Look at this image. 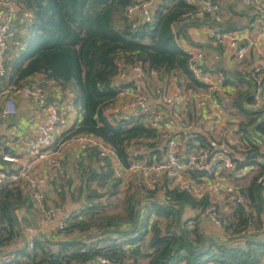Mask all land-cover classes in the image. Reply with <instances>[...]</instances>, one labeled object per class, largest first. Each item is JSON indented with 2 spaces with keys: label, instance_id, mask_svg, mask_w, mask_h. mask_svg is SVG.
<instances>
[{
  "label": "trees",
  "instance_id": "16d2710c",
  "mask_svg": "<svg viewBox=\"0 0 264 264\" xmlns=\"http://www.w3.org/2000/svg\"><path fill=\"white\" fill-rule=\"evenodd\" d=\"M17 1L19 15L32 16L26 25V35L17 40L20 45L17 52L9 51L6 74L0 82L18 88L41 75L43 87L46 82H53L62 90H69L81 116L77 133L91 134L110 145L124 165L129 159L127 148L139 140H150L147 148L153 152L148 156L159 158L165 151L164 141L160 142L157 131L144 123L142 115L109 121L110 116L104 114L105 107L115 103L124 88L114 85L116 63L140 64L148 71L165 75L177 73L187 80L188 88H204L189 74L188 54L179 43L190 42L188 30L201 25L195 18L199 6L183 0H160L153 4L152 23H138L132 28L126 20V11L135 0ZM231 75L237 83L226 82L236 84V93L229 104L245 119L241 127L252 147L242 166L256 167L257 173L245 189H240L244 206L237 205L231 214L222 217L220 207L212 204L209 197L198 201L179 188H165L163 202L155 198V190H148L144 203L134 195H127L123 213L99 215L102 206L95 201L102 194L91 186L106 187L109 182L108 187L115 193L120 185L112 177L109 162L101 159L100 172L91 170L82 175L85 217L74 218L65 228L67 236H77L59 241L56 253H51L45 242H38L31 253L22 249L18 254L26 256L28 264L87 263L97 256L111 264H125L126 254L133 261L137 257L146 258L147 264H262L264 165L257 166L253 160L259 156L255 142L264 145V105L255 109L253 104L258 88L264 87V75L260 83L251 72L245 76L237 72ZM94 155L98 158L97 153ZM139 158L145 157L140 154ZM30 207L29 197L23 196L18 186L0 187V244L7 245L20 237L16 213ZM210 207L216 208L223 225L220 238L206 233L201 225L200 214ZM187 209L194 211L195 216L184 218ZM153 217L168 223L163 227L157 220L151 221ZM2 232L6 233L5 238ZM113 235L115 240L121 239L119 246L93 251V244L114 240ZM124 247L131 252L127 253L129 250Z\"/></svg>",
  "mask_w": 264,
  "mask_h": 264
},
{
  "label": "built area",
  "instance_id": "2783aa9c",
  "mask_svg": "<svg viewBox=\"0 0 264 264\" xmlns=\"http://www.w3.org/2000/svg\"><path fill=\"white\" fill-rule=\"evenodd\" d=\"M153 1L135 0L136 3L127 9L126 20L132 28H135L138 23H152ZM183 1L188 4L198 5L201 14L219 11V7L214 0ZM243 4L248 9L264 15V0H243ZM18 15L19 4L17 0H0V80L6 74L5 66L10 45L17 37L16 21ZM208 40L210 47L222 48L229 52L233 59L243 61L250 54L252 47H257L259 42L264 41V32L253 42L243 40L235 31L214 28L209 30ZM207 56V48L191 49L188 52L187 70L193 79L206 88L209 93L224 90L227 86L226 82H229L230 78L222 71L204 68L203 63ZM116 69L115 86L123 85L128 70L133 71L139 81L131 86L129 92L122 88L116 102L105 107L104 113L118 116L123 110L137 106L140 108V114L144 117V123L149 128L159 130V127L164 124L169 131L160 134L161 139L165 141V151L159 158L153 160L139 158L140 153L133 152L127 164L124 165L115 155L110 145L91 134L77 133L76 129L68 128L62 135H59L58 128L61 123L62 105L56 101L49 100L47 90L39 82L33 81L12 89L15 94L33 103L43 112V122L37 126L36 136L33 140L24 138L11 140L12 147L21 148L24 151L27 161L22 163L16 156L8 154L1 157L3 163L13 166L0 168V187L5 185L22 187L32 203V211L37 215V221L30 219L27 222L17 218L20 231L19 239L23 242V250L27 253H31L35 249L37 240L42 236L40 225L54 224V233L58 237L60 234L65 233L66 226L74 218L82 217L83 212L81 209L66 211L47 208L43 189L45 179L34 174V168L41 166L65 176L66 170L63 165V157L69 149L88 148L94 150L100 159L109 162L112 177L116 180L121 179L125 175L135 174L141 178L148 190L154 191L157 188L159 178L166 176L169 179H173L177 187L189 194L193 199L199 201L209 197L210 201L214 203L211 191L215 184L211 180L216 179V177H224L225 175L228 179H238L250 170L249 166H242L246 161V154L231 149L233 140L228 137L223 128L214 129L215 137L208 147L194 148L184 156L181 142L195 138L193 133L194 125L187 119L184 111H179L178 109L172 112L171 117H166L156 113L152 108L146 94L143 92L142 83H149L155 72L148 71L140 64L126 66L121 62L116 63ZM251 74L257 83H260L264 71L262 68H256ZM260 91L262 93L259 97ZM128 93L132 98L129 101H123L122 98ZM203 94L201 90L186 88L183 92L173 94L162 92L160 93V100L166 105L177 108L183 106V103L191 99H201ZM258 94L253 104L255 109L264 105V87L262 89L258 88ZM0 98L4 100L2 102L3 105L0 106V120H5L14 115L15 103L13 98L5 92L0 93ZM65 104L69 114L73 115L76 113V106L71 94L66 98ZM253 161L257 166L264 165V148L259 150V156H256ZM253 168L255 169L256 167ZM222 194L224 207L244 206V197L235 184H226L222 188ZM245 209L247 210L246 207ZM202 215L218 229H223L219 213L215 207L205 209ZM55 236L44 239L45 247L51 253H56L59 249V240L55 239ZM120 244L121 239H116L103 242L92 248L93 251H98L110 245L119 246ZM19 252L8 248L6 244H0V264H28V258L20 256ZM70 264H111V262L104 257L97 256L87 263L72 262Z\"/></svg>",
  "mask_w": 264,
  "mask_h": 264
},
{
  "label": "crops",
  "instance_id": "0c3cea01",
  "mask_svg": "<svg viewBox=\"0 0 264 264\" xmlns=\"http://www.w3.org/2000/svg\"><path fill=\"white\" fill-rule=\"evenodd\" d=\"M160 0H154V2ZM199 0H195L198 2ZM219 11L215 13H210L208 16L206 14H201L200 12L195 15V18L201 23L198 27H192L188 30L190 42L180 40L181 48L188 54V52L193 48H207L208 56L204 60L203 66L206 69L222 71L227 76H229L231 83H237L234 81L231 73L237 72L245 76V74L252 72L256 68H262L264 71V41L258 43L257 47H252L250 54L243 61H238L232 58L229 52L222 48H212L209 46L208 33L210 29L214 28H229L232 31L237 32V34L246 41H255L259 38L260 34L264 32V15L248 9L244 6L243 0H214ZM31 14L23 13L18 15L16 21L17 37L16 42L13 41L10 45V52H17L20 45L17 43L19 38L26 35V25L30 22ZM8 52V55L9 53ZM34 81L44 82L43 76L38 75L33 78ZM138 80L137 75L131 71H127V77L123 83L124 89L129 92L131 86ZM0 82V93L5 92L7 95L13 98L15 103V113L5 120H0V168L2 167H12L1 161L2 155L8 154L16 156L20 162L24 163L27 161L24 151L21 148H14L11 146V140L14 138H24L27 140H33L36 136L37 126L43 122V112L40 111L33 103L23 99L13 92V88L8 86L6 83ZM230 83V84H231ZM187 80L180 74L172 73L170 75H165L160 72H155L152 76V80L149 83L143 84V92L146 94L149 103L152 108L158 114L165 115L166 117H171L172 112L175 110L186 112L187 119L194 125V135L197 138H190L181 142L182 152L186 156L191 150L197 147H208L214 140L215 128L225 129L228 137L233 140L231 146L232 150L243 153V151H250L252 148L247 140H241L236 134L235 129H237L238 124H233L237 122H243L242 116L238 115L235 110L231 107L228 111L235 113V119L233 121L228 120L230 115L225 109L230 107L229 100L234 97L236 92V84L227 85L224 90L215 91L209 93L206 88H199L203 96L199 100H189L183 103V106L175 108L174 106H169L161 102L160 93L164 92L167 94H173L177 92H183L187 87ZM45 89L48 92L49 100L56 101L62 105V117L61 123L58 128V134L62 135L68 128L77 129L81 121V116L76 108L75 114H69L66 109V98L70 95L69 90H62L60 86L55 85L53 82H46ZM219 97V98H218ZM132 96L128 93L122 99L123 101H129ZM118 99V100H122ZM223 100V101H222ZM0 98V106L3 105ZM223 107V109H222ZM225 108V109H224ZM224 110V111H223ZM226 112L229 114L226 115ZM106 116H110L109 121H120L127 120L131 117H137L140 114V108L133 106L122 111L118 116H113L104 113ZM231 116V115H230ZM161 142V133H167L169 129L162 124L159 130H156ZM240 135V134H239ZM164 141V140H163ZM150 140H139L135 143H131L126 150L127 156H131L133 152H139L145 157V159L153 160L156 156L149 158L148 154L153 151L148 147ZM165 144V141H164ZM255 146L263 149L264 145L255 142ZM96 152L88 148H75L69 149L63 157V165L65 167V176L59 175L57 172L43 168L41 166H36L34 168V174L36 176H41L45 179L44 193H45V205L47 208H54L60 210H76L81 209L84 202V195L82 193L83 173H88L91 170L96 172L101 171L102 161L98 157L96 158ZM99 159V160H98ZM107 161V160H106ZM250 170L242 176H246L250 172H254L253 166H249ZM241 176V177H242ZM240 178V177H239ZM228 177H216V179L211 180L215 186L211 191V197L214 199L213 204L219 206L220 208L224 206L222 204V188L229 184L225 180ZM230 179V178H229ZM119 186L115 190V193L110 190L108 183L106 187L93 184L92 189H95L97 193L102 194V197L95 202H99L102 206V210L99 215L102 214H121L124 212V199L127 195H134L135 198L139 199L140 202L144 203V196L148 189L145 187L141 178L135 174L125 175L121 179H118ZM140 184V185H139ZM23 196H28L26 191L22 187H18ZM165 188L174 189L178 188L173 179H169L166 176L160 177L158 180V185L156 188L155 198L159 202L164 201V190ZM110 190V191H109ZM227 208V207H225ZM32 203L30 209L27 211L21 209L17 211V218L29 222L30 219L37 221V215L32 211ZM122 211V212H121ZM195 212L187 209L183 213V217H194ZM84 218V213L82 214ZM158 221L163 227L167 225L168 221L165 219L152 218L151 221ZM264 217L262 216V221ZM37 225V224H36ZM201 225L205 232L208 234H213L215 237H221L223 234L216 226H214L207 218H202ZM40 232L42 234L41 238L39 236L38 242H43L45 238H53L56 233H54L55 226L42 224L40 225ZM77 235L67 236L65 233L60 234L55 239L63 241L69 238H74ZM116 236H111L114 239ZM96 238H93L95 241ZM115 240V239H114ZM113 241L104 240L97 244H93L91 247L99 245L103 242ZM8 248L15 249L16 251H21L23 249V242L20 241L19 237L14 239L12 242L7 244ZM125 250H131L128 247H124ZM147 255V252H145ZM141 264H147V259L143 258ZM125 264H138L139 259L135 261L126 260ZM264 264V260L262 261Z\"/></svg>",
  "mask_w": 264,
  "mask_h": 264
},
{
  "label": "rangeland",
  "instance_id": "374dc122",
  "mask_svg": "<svg viewBox=\"0 0 264 264\" xmlns=\"http://www.w3.org/2000/svg\"><path fill=\"white\" fill-rule=\"evenodd\" d=\"M20 39V38H19ZM236 93V92H235ZM219 98V97H218ZM223 101V100H222ZM222 109H223V107H222ZM225 109V108H224ZM228 109H231V106L230 107H228L227 109H225L227 112H229V114L231 115H229L227 112H226V115L228 116V120H230V121H233L234 119H235V117H234V114L235 113H233L232 114V112H230V111H228ZM224 111V110H223ZM244 119V118H243ZM244 121H245V119H244ZM243 121V122H244ZM243 122H237V123H233V124H238V126L239 127H237V129H235V134L241 139V140H243V139H245V137H244V135H245V131H244V129L241 127V124L243 123ZM240 134V135H239ZM245 154H247V151H243ZM257 173H256V171L255 172H250V173H248L246 176H242V177H240V178H230V179H227V180H225L227 183H232V184H235L236 186H237V188H239V189H245V187H247L248 186V183L250 182V180L252 179V177L253 176H255ZM140 185V184H139ZM126 198V197H125ZM125 200V199H124ZM235 210V207H231V208H225L224 206H222L221 208H220V213H221V215H222V217H225L226 215L225 214H231L233 211ZM122 212V211H121ZM202 218H204V216L202 215V214H200V220H202ZM261 234H262V232H261ZM1 235H2V237H6V233L5 232H2L1 233ZM127 253H130L131 251L129 250V251H126ZM141 252V255H143L144 254V251H140ZM128 257V254H126V259H125V261L124 262H127L126 260H129V257ZM138 259H139V263L138 264H141L142 263V260H140V259H143V258H141V257H137Z\"/></svg>",
  "mask_w": 264,
  "mask_h": 264
},
{
  "label": "water",
  "instance_id": "95a60500",
  "mask_svg": "<svg viewBox=\"0 0 264 264\" xmlns=\"http://www.w3.org/2000/svg\"><path fill=\"white\" fill-rule=\"evenodd\" d=\"M261 93H262V92L260 91L259 94H258L259 97L261 96Z\"/></svg>",
  "mask_w": 264,
  "mask_h": 264
}]
</instances>
